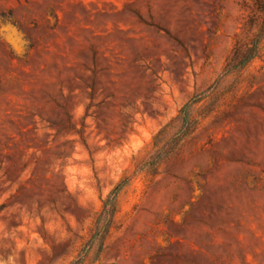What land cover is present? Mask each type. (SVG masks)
Wrapping results in <instances>:
<instances>
[{"label":"rangeland","instance_id":"1","mask_svg":"<svg viewBox=\"0 0 264 264\" xmlns=\"http://www.w3.org/2000/svg\"><path fill=\"white\" fill-rule=\"evenodd\" d=\"M256 3L0 0V264H264Z\"/></svg>","mask_w":264,"mask_h":264},{"label":"trees","instance_id":"2","mask_svg":"<svg viewBox=\"0 0 264 264\" xmlns=\"http://www.w3.org/2000/svg\"><path fill=\"white\" fill-rule=\"evenodd\" d=\"M258 11L261 12L263 16V21L261 22L260 32L250 43V46L247 49L237 48L234 61L236 64L232 65L229 68V72L234 71L235 69L243 68L254 60L261 52V45L264 40V0H257ZM193 103L190 102L186 104L183 108L184 115V127L180 132L179 136L175 140V146L178 145L186 136L192 131L190 114L189 110L192 107ZM170 153V152H169ZM165 154L163 157L157 158L155 164H159L163 159L169 154ZM129 180L125 179L120 182L110 193L108 198L104 203V209L98 218L97 228H96V238L100 240H105L113 226L115 215L117 212V201L121 191L128 184ZM84 259V258H83ZM73 264H83V260L74 261Z\"/></svg>","mask_w":264,"mask_h":264}]
</instances>
